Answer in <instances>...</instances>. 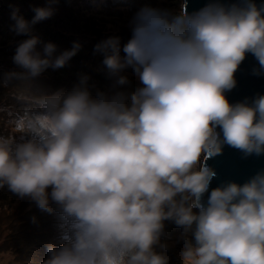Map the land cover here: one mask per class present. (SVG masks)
<instances>
[{
    "label": "clouds",
    "instance_id": "1",
    "mask_svg": "<svg viewBox=\"0 0 264 264\" xmlns=\"http://www.w3.org/2000/svg\"><path fill=\"white\" fill-rule=\"evenodd\" d=\"M58 2L34 9L31 22L14 12L13 30L29 34ZM130 26L122 47L119 37L96 45L114 87L130 83L128 68L139 78L143 87L130 93L93 98L85 77L68 93L41 94L31 82L64 67L80 45L54 56L55 44L41 52L31 36L16 49L23 71L8 79L28 82L17 98L29 107L0 135V187L49 213L58 206L63 244H49L42 264H168L155 250L166 220L194 236L182 237V264H264V172L203 202L217 175L207 161L223 145L264 154V96L232 104L225 95L248 54L264 69V7L208 0L189 13L182 0L179 15L144 7Z\"/></svg>",
    "mask_w": 264,
    "mask_h": 264
},
{
    "label": "rangeland",
    "instance_id": "2",
    "mask_svg": "<svg viewBox=\"0 0 264 264\" xmlns=\"http://www.w3.org/2000/svg\"><path fill=\"white\" fill-rule=\"evenodd\" d=\"M14 2L17 3V7L12 9L18 10L17 14L23 17L24 14L31 13L36 6L43 7V4L49 3V0H15ZM181 3L182 0H59L58 3L52 5L56 9L53 15L58 17V20L72 23L71 27L73 28H69V30L66 23L64 28V31H67L66 36H58L57 29L54 30V36H45L32 28L29 34H17L13 30L16 21L12 18V13L5 14L0 19V43L4 42L6 45L9 42V44L17 42V49L23 41L31 36H38L41 43L37 45V50L42 52L45 44L53 43L56 45L54 56L71 51L77 43L80 45L76 55L64 67L59 69L49 67L40 75L43 80L42 88L33 81L31 82L34 90L41 94L52 95L61 92L58 91V88H64L63 92L68 93L80 86L85 77L93 98L98 92L110 95L116 91L130 93L143 87L139 78L131 68H128L123 74L129 77L130 83L114 87V78L109 75L108 69L103 63L104 53L97 52L96 45L110 37H119L122 47L132 37L130 21L140 9L144 7L167 9L175 17L180 13ZM58 29L62 30L61 25ZM62 37L65 41L62 40ZM10 39L13 41H9ZM121 55H124L122 51ZM14 65L15 63H13ZM54 84L56 85L54 86ZM28 87V82L15 79L11 86L12 89H17V96L14 98L17 100L21 92L27 94ZM48 92L50 93L48 94ZM10 105L9 101L0 100V110L8 113ZM26 105L25 108L29 107L28 104ZM21 111H17L15 114L8 113L11 118L7 114L3 115L2 118L6 120L0 122L3 135H8L7 129L11 132L10 121L18 113L24 112V110ZM0 135H2L1 129ZM16 139L17 143H22L30 137L17 135ZM49 192H51V188H49ZM51 207L54 209L52 213L43 211L31 198H21L10 191L7 185L0 187V264H42L48 257H44L46 249H39L33 254L32 249L37 242L47 247L48 244H53L57 248L62 246L60 213L55 202H51ZM194 211L198 212V209H194ZM171 222V220L164 221L163 234L159 244L155 246V250L169 257L168 264H182L181 253L185 248V241L182 237L187 236L188 240L195 243L194 236L191 232L185 233L184 229L176 225L174 221L173 224ZM51 223H53L52 226H50ZM37 228L39 237L34 241L27 242V239H23V232L31 231L34 236L33 231H37ZM22 245L23 249H21ZM164 245L168 247L165 248Z\"/></svg>",
    "mask_w": 264,
    "mask_h": 264
},
{
    "label": "water",
    "instance_id": "3",
    "mask_svg": "<svg viewBox=\"0 0 264 264\" xmlns=\"http://www.w3.org/2000/svg\"><path fill=\"white\" fill-rule=\"evenodd\" d=\"M207 2L208 0H187V10L189 13L195 12ZM254 2L264 7V0H254ZM235 79L236 86L225 93L230 103L251 104L258 96H264V69H260L258 61L252 54H248L241 63L235 73ZM217 132L222 139L221 129L217 128ZM207 164L216 171L217 175L210 183L209 191L203 196L205 205L213 189L230 182L243 185L258 173L264 172V154L246 156L241 150L225 144L222 153L209 159Z\"/></svg>",
    "mask_w": 264,
    "mask_h": 264
},
{
    "label": "trees",
    "instance_id": "4",
    "mask_svg": "<svg viewBox=\"0 0 264 264\" xmlns=\"http://www.w3.org/2000/svg\"><path fill=\"white\" fill-rule=\"evenodd\" d=\"M14 1L15 0H0V19L3 18L5 14H12L14 12L17 13L18 10L16 11V9L15 10L12 9V8H16L17 7V3H15ZM7 2H8V4H6ZM48 6H49L48 2H46V4H43V7H48ZM43 7H41L40 5L36 6L35 8H33L31 13L24 14L23 18L25 20L31 22L34 19V16H35L34 9L43 8ZM8 9H10V11H8ZM6 10H7V12H6ZM66 23H67V26H68V30H69V28H73V27H71L72 23L70 21H67V22L65 21L64 22V20L63 21L58 20V17L52 15L50 18H48L46 20H42V21H40V22H38L36 24L31 25V28L33 30L39 31L40 33H43L45 36H47V35L48 36H50V35L54 36V30L57 29L59 31L58 32V36H61V35H65L66 36L67 35V31L66 32L64 31V28L66 27ZM60 25H61L62 30L58 29V27ZM62 40H64L63 37H62ZM9 41H13V40L10 39ZM9 43H7L6 45L4 44V42L0 43V47H1L0 48V100L4 99V101H9V103L11 105H10V110H9L8 113L15 114V113H17V111L18 112H22L21 110H25L26 109L25 106H27V105H26V103L21 102L20 100H18V98H17V100L14 98V96H17V89L14 90V89L11 88V86H13V82L15 81V78L8 79V76H9L10 73H19V72L23 71V69H21L16 64L13 66V63H14L13 62L14 61L13 58H14V56L16 54L17 42H14V44H9ZM41 77L42 76H39V77L35 78V81L33 80V82L36 83L37 86L42 88L43 86H41V84H42L43 80H42ZM55 85L56 84H54V86ZM57 86L60 87L59 85H57ZM62 89L64 90V88H58V91H63ZM49 93L50 92H48V94ZM10 101H13L14 103H11ZM8 113L4 112L3 110H0V122H5L6 121L2 117H3L4 114L8 115ZM8 117H10V116L8 115ZM0 129H1L2 135H3V129L2 128H0ZM7 133L8 134L10 133L8 129H7ZM171 223L173 224V221ZM52 225H53V223L50 224V226H52ZM33 232H34V236H36V237L33 236L31 231H25V232L22 233L23 239H25V240L27 239V242H30V240L34 241L37 237H39L38 236L39 235L38 228H37V231L34 230ZM56 232H53V233H56ZM48 241H52V240H48ZM23 245H22L21 249H23ZM41 247H43V248H41ZM39 249H46L44 257H48L47 255H49V254L47 252V246L41 244L40 242H37L36 246L32 249L33 254L36 251H38ZM37 264H39V263H37Z\"/></svg>",
    "mask_w": 264,
    "mask_h": 264
}]
</instances>
